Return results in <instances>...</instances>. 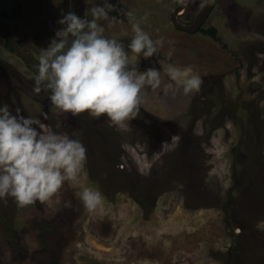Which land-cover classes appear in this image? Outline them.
I'll return each mask as SVG.
<instances>
[{"label":"rangeland","instance_id":"obj_1","mask_svg":"<svg viewBox=\"0 0 264 264\" xmlns=\"http://www.w3.org/2000/svg\"><path fill=\"white\" fill-rule=\"evenodd\" d=\"M176 2L164 0L159 25L149 17L141 26L154 40L164 39L153 67L191 65L203 78L201 89L191 96L147 89L141 107L149 116L138 112L122 129L41 105L30 96L32 85L19 90L22 83L0 72V105L80 139L87 148L84 182L104 197L91 212L68 185L55 209L0 201V264H264V0H218L203 26H215L218 38L175 28ZM205 2L195 0L182 19L195 20ZM32 8H24L20 23ZM74 10L81 16L77 0ZM49 21L31 26L36 38L48 25L49 38L24 35L37 56L61 27ZM102 26L109 38L112 24ZM122 28L131 32L129 21ZM170 47L175 51L167 61ZM6 59L15 76L33 80L36 74L15 52Z\"/></svg>","mask_w":264,"mask_h":264},{"label":"clouds","instance_id":"obj_2","mask_svg":"<svg viewBox=\"0 0 264 264\" xmlns=\"http://www.w3.org/2000/svg\"><path fill=\"white\" fill-rule=\"evenodd\" d=\"M111 10L114 5L104 0L91 9V19L86 13L81 17L68 11L57 21L61 27L48 46L40 48L34 66V94L49 93L50 104L62 113H87L122 129L136 118L147 89L172 96L200 91L203 78L191 65L161 61L159 68L130 66L128 50L147 60L160 52L164 39L154 40L143 29L141 22L147 15L133 20V14L127 12L132 35L126 50L122 42L103 35L105 28L98 23L107 20ZM174 51L169 48L167 61ZM86 164L87 148L74 134L46 130L20 108L13 113L9 104L0 105V201L6 204L11 198L19 208L39 202L55 209L68 185L76 189L74 195L84 208L94 211L104 197L98 188L84 182Z\"/></svg>","mask_w":264,"mask_h":264},{"label":"flooded vegetation","instance_id":"obj_3","mask_svg":"<svg viewBox=\"0 0 264 264\" xmlns=\"http://www.w3.org/2000/svg\"><path fill=\"white\" fill-rule=\"evenodd\" d=\"M74 1L75 0H69V8H70V11L75 12ZM99 1H101V0H99ZM33 2H36L35 7H33ZM39 2H40L41 7L40 6H37V7H39L40 10L36 7V5ZM163 2H164V0H109V3L114 5V10L109 11V18L107 20H100V21H98V23H100L101 25L104 22H109L110 24H112L113 30H112V34L109 38H115L118 41L122 42L124 44L126 50H127V45L130 43L132 32L127 31L128 32L127 34H126V32H123L124 29L122 28V26L124 25L125 22L129 21V17L126 16L125 13L131 12L133 14V17H132L133 20H139L140 17L147 15V19L150 17V21L152 19V22L154 21V24L159 25L161 18H162V21H164V18H163L164 17V11L162 12ZM194 2H195V0H193L191 2V4L186 8V10H184V12H182V14L180 15L181 21L186 22V23L194 21V20H192V21L187 22V21H184L182 19L184 13L189 9V7ZM177 3H178V0L176 2V6H177ZM77 4L79 5V8H80L81 17H83L86 13L88 18L91 19L92 18L91 17V9L97 6L98 0H77ZM26 7L29 9H31L32 7L33 8H32V10L28 11V16L26 19H24L23 24H22V23H20V21H21L22 16L24 17L23 10ZM41 8L44 11H41ZM145 9H146V11H145ZM159 13H160V15H159ZM63 15H64L63 0H0V22L6 27V29L12 34V36L37 61H38V56L36 55V53H34L35 52L34 50L37 49L36 48L37 46L34 45L35 43L27 44L28 42H26V38H27V40L30 39L33 41H35V39H39V40L41 39L42 40V38L44 39L45 36H47V38H49L48 35L50 34V32L45 33V30L47 29L48 25H47V27L44 26L42 28L37 29V31L40 32L42 35L45 34V36L41 37L37 32L36 38H35L33 36V32H31L32 24H34V23L36 24L37 21L39 23V21L41 19H43V21H45V22H48V20H50V21L59 20ZM113 16H115L117 18L115 21L112 20ZM44 17H47V18H44ZM33 18H34V20H33ZM52 19H54V20H52ZM17 22L22 27L19 30H17ZM141 23H143V21ZM203 26L200 29H208V28L214 27V26H210L208 28H204ZM200 29L198 31H201ZM26 32L28 33V37H27ZM20 34H21V36H20ZM24 35L26 36L25 39H24ZM212 37H214V36H212ZM217 38H218V35H217ZM10 50L15 52L9 46L7 41L0 35V72L6 77V80L9 79V82H10V78H14V79H17L16 81H18V83H22V84L17 85L19 90L25 89L24 83L27 85V88H29V85L33 86V80L25 77L22 74H21V76L19 74H17V76H15L13 74V71H15V70L12 69V67H16V66L13 65L10 61H8V59H6L7 52H9ZM128 51H129V56H130V54H132V53L130 50H128ZM159 54L160 53L155 54L153 57H150L147 60H145L142 56H138L140 61L139 62L136 61L135 63L130 62V66H136L140 70L146 69L147 67H150V66L153 67L154 66L153 63L155 62L154 57H156V55H159ZM156 62H157V60H156ZM30 70L36 74V71H34L32 69H30ZM11 75H14V76H11ZM10 85L13 86V84H10ZM41 93L43 94L44 92L42 91ZM48 95H49V93H48ZM30 96L32 98H34V101H36L37 103H40L41 105H46V106L48 105V102H49L48 98H40V94L39 95H36V94L33 95V93H30ZM44 112H45V114L47 113V107H46L45 111H43V113ZM76 117L74 116V118H76Z\"/></svg>","mask_w":264,"mask_h":264},{"label":"water","instance_id":"obj_4","mask_svg":"<svg viewBox=\"0 0 264 264\" xmlns=\"http://www.w3.org/2000/svg\"><path fill=\"white\" fill-rule=\"evenodd\" d=\"M192 1L193 0H183V2H180V0H178L177 6L170 14V21L175 28L186 32L198 31L204 25L218 0H206L201 13L194 21L189 23L183 22L180 19V15L182 14V12H184V10H186V8L191 4ZM63 6L64 14L70 11L69 0H63ZM0 35L7 41L9 46L26 63V65L30 69L36 71L34 66L38 63V61L33 56H31V54L12 36V34L1 22Z\"/></svg>","mask_w":264,"mask_h":264},{"label":"trees","instance_id":"obj_5","mask_svg":"<svg viewBox=\"0 0 264 264\" xmlns=\"http://www.w3.org/2000/svg\"><path fill=\"white\" fill-rule=\"evenodd\" d=\"M201 30V32H203V33H205V34H208V35H210V36H214L215 38H217V35H218V29L214 26V27H211V28H208V29H200ZM139 112H140V114L141 115H144L145 117H148L149 115L148 114H145V111L142 109V107L140 108V110H139ZM152 124H156V122L155 121H152ZM163 127H164V125H162ZM165 127H168V125L167 124H165ZM164 127V128H165ZM161 138V137H160ZM163 138V137H162ZM181 146L180 147H184V145H185V140L183 139V141L181 142V144H180ZM3 213L0 211V219H1V221H2V223H5V221L3 220ZM5 230H6V233H7V235H9L10 237L12 236V234L10 233V230H9V228L5 225ZM43 237V233H42V235H41V238ZM42 240H43V242H44V238H42ZM12 245H13V247H14V250L15 251H17V250H20V247L18 246V247H16L15 248V246H16V242H13L12 241ZM251 247H247V248H249L250 250H249V252L251 253V255L252 254H254V251H255V248H254V246H253V244L252 245H250ZM232 264H238V262H233Z\"/></svg>","mask_w":264,"mask_h":264}]
</instances>
